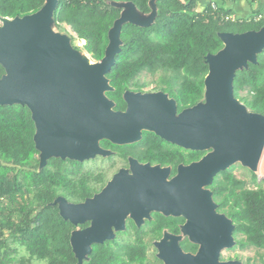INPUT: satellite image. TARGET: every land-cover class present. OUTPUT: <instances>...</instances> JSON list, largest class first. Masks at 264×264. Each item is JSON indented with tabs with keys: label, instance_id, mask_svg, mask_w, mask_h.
Listing matches in <instances>:
<instances>
[{
	"label": "water",
	"instance_id": "1",
	"mask_svg": "<svg viewBox=\"0 0 264 264\" xmlns=\"http://www.w3.org/2000/svg\"><path fill=\"white\" fill-rule=\"evenodd\" d=\"M155 1L149 2L148 15L130 2L110 3L121 12L108 31V44L98 61L74 49L67 35L55 31L53 13L58 0H44L39 11L21 18L0 16V67L4 72L0 106L29 110L39 170L51 158L81 163L105 157L110 152L99 147L100 141L128 145L138 142L143 131L183 149L209 151L198 163L179 166L178 175L168 182V169L130 160L132 175L120 170L100 194L84 203L56 198L52 205L64 221L75 227L90 223L71 233L75 264L87 260L92 245L112 241L113 229H124L128 213L139 226L150 211L172 217L183 213L189 219L185 233L201 245L198 254L190 256L183 255L175 243L173 250L162 246L164 240L156 243L164 264H241L219 262V252L234 245L233 227L215 214L211 193L203 188L236 163L253 174L257 171L264 148V117L234 98L233 81L237 71L257 64L264 50V27L242 34H218L222 48L205 57L204 95L196 105L177 113L175 102L162 93L126 91L125 110L115 111L106 97L113 91L106 75L120 52L121 28L127 23L151 26L157 12Z\"/></svg>",
	"mask_w": 264,
	"mask_h": 264
},
{
	"label": "trees",
	"instance_id": "2",
	"mask_svg": "<svg viewBox=\"0 0 264 264\" xmlns=\"http://www.w3.org/2000/svg\"><path fill=\"white\" fill-rule=\"evenodd\" d=\"M151 0H58L53 13L55 28L67 26L82 50L93 60L103 58L108 44L107 34L121 10L111 2L132 3L143 15L150 13ZM156 0L153 24L141 28L125 24L121 28V48L106 78L113 91L106 97L113 101L115 111H123L122 93L141 73L163 74L157 87L167 86L177 101V111L190 108L203 100L204 78L208 72L205 57L216 54L222 43L220 33L242 34L264 27L261 20L224 22L221 16L233 14L222 5L226 2L249 0H216L217 10L210 0ZM44 0H0V16L13 19L39 11ZM4 74L0 67V77ZM169 75V76H168ZM170 83L178 86L176 93ZM137 91L142 86L135 83ZM233 96L250 112L264 117V50L257 56V64L237 71L233 81ZM31 115L26 107L0 106V264H75L70 236L77 226L64 221L52 203L63 197L68 203L80 204L103 186L105 176L84 171L76 161L51 158L39 170L38 152ZM144 143V142H142ZM103 146L105 142L102 143ZM146 152L150 162L166 160L159 143L152 134H145ZM126 157L124 148L117 150ZM195 158L203 155L197 152ZM183 161V160H182ZM224 181L213 184L215 196L228 192L229 216L236 224V232L244 235L241 246L261 250L264 264V190L245 188L243 181L226 171ZM264 182V179L262 180ZM159 227H170L162 224ZM19 249L25 254L19 255ZM145 244L106 241L91 246V253L83 264H146Z\"/></svg>",
	"mask_w": 264,
	"mask_h": 264
},
{
	"label": "flooded vegetation",
	"instance_id": "3",
	"mask_svg": "<svg viewBox=\"0 0 264 264\" xmlns=\"http://www.w3.org/2000/svg\"><path fill=\"white\" fill-rule=\"evenodd\" d=\"M156 74H159V77L157 78V80H155V86L153 90L144 91V88L147 86V83L141 81L139 79L140 75H138L135 78V80L130 82L129 88L126 91L132 93H141V94L162 93L167 96L168 100H173L175 102L176 111H177V101L175 100L173 95H171L168 91L163 90L167 86L162 85L161 86L163 88L162 90L157 87L160 78L163 77V74L160 73H156ZM156 74L154 75L148 74V75L150 77H154ZM133 83L142 86L141 90L137 91L135 86L132 85ZM170 85H171L170 89L175 94L178 89V86L175 85L174 83H170ZM126 91H124L121 96L125 104V108H126V103L123 99V94ZM181 111L179 112L177 111V113H180ZM147 133L152 134L155 137L156 141H158L159 149L166 155L165 157L166 160L162 159L161 162H153V163L144 160L143 153L146 152L147 150V145L145 144V134ZM103 142H105L104 146L102 144ZM99 147L102 150L110 152V154L105 157L96 156L94 159H91L90 161L91 162L94 161V163L98 161L100 162V164L101 163L102 165L104 164L105 167L99 165V167L96 168L95 171L85 170V164L90 161L81 162L84 171H89L94 174H102L103 176H105L103 186H101L92 197L87 199H91L95 195L100 194L107 185V183L111 181L113 176L117 174L120 170H124L127 173V175H132V169L130 168V160H134L137 162L138 165H142V166L149 165L151 168L159 167L161 170L168 169V174L165 179L168 182L178 175L179 166L188 167L192 164L198 163L209 152V151H203L201 152L203 153L201 157L195 158L196 157L195 154L199 151L183 149L171 143L165 142L159 137H157L155 134L147 131L142 132L141 139L138 142L128 145H115L106 140H102L99 142ZM119 148H124L127 154L125 158H122V156L117 151ZM226 171H230V170L228 169ZM226 171L218 173L213 178L212 183L209 186L203 188L204 190H207L211 193V200L215 205V209H214L215 214L219 216H223L225 220H228L229 224L233 227V230L231 232V237L234 242V245L231 248H224L219 252V262L236 261L241 264H250V262L242 263L238 261L237 257L235 259H231V258H228L226 260L220 259V254L222 251H231L235 249L236 250L238 249V251H240V250H246V248H252V247L241 246V243L244 242L245 237L243 234L236 232V224L229 216L230 203L226 201L228 192L224 191L221 198L215 196L214 194L213 184L218 181H224L223 173ZM85 200L82 203H84ZM188 221L189 219L183 216V213L177 217H172V216H164L163 213L159 211H150L148 213V218L143 217L142 223L139 226H137L135 220L131 217V214L128 213L123 221L124 229L121 231H115L113 229L114 239L112 241H115L116 243H124V242L132 243L135 240L143 241L145 244L144 256H145L146 264H164V262L158 257L160 250L156 246V243H160L163 240H164V244H162V246H164L165 248H170L171 250H173V248L171 247H173L175 243L183 255L196 256L199 252L201 245L192 241L190 239V236L187 233H185L183 227ZM166 222L170 224V227H159L162 224H166ZM89 225H90L89 222H85L84 224L77 226L76 230H83L89 227ZM166 235L171 236L174 239H172L171 237H165Z\"/></svg>",
	"mask_w": 264,
	"mask_h": 264
},
{
	"label": "rangeland",
	"instance_id": "4",
	"mask_svg": "<svg viewBox=\"0 0 264 264\" xmlns=\"http://www.w3.org/2000/svg\"><path fill=\"white\" fill-rule=\"evenodd\" d=\"M56 32L59 34H65L70 39L71 46L76 49L77 51L83 53L86 55V53L82 50L83 45L85 44L84 41H78L75 38V34L72 33V31L67 27H61V28H54ZM93 61V60H92ZM159 77V74H156L154 77H150L146 73H142L139 76V79L145 83H147V86L144 88V91H151L153 90L155 86V80ZM90 161V160H88ZM100 166L105 167V165L100 162L96 161L88 162L85 164V170H91L95 171L96 168ZM230 173L238 180H241L245 183V188L248 189H255L256 184L264 190V182L262 180L264 179V148L260 156L259 164L257 167L256 173L254 175L256 176V184L252 183L251 180V174H253L250 170L247 168H244L240 165V163H236L233 166L229 168ZM261 250H256L255 248H246V250H231V251H222L220 254V259L226 260L228 258L235 259L238 258V261L242 263L250 262V264H261L260 263V254ZM25 254L23 249H19V255Z\"/></svg>",
	"mask_w": 264,
	"mask_h": 264
},
{
	"label": "crops",
	"instance_id": "5",
	"mask_svg": "<svg viewBox=\"0 0 264 264\" xmlns=\"http://www.w3.org/2000/svg\"><path fill=\"white\" fill-rule=\"evenodd\" d=\"M205 2H208L205 0ZM209 2H214L216 0H210ZM221 6V3L217 2ZM216 4V5H217ZM225 9H230L232 13L239 19L248 20L254 13L264 15V0H249L248 2H226L222 5Z\"/></svg>",
	"mask_w": 264,
	"mask_h": 264
},
{
	"label": "built area",
	"instance_id": "6",
	"mask_svg": "<svg viewBox=\"0 0 264 264\" xmlns=\"http://www.w3.org/2000/svg\"><path fill=\"white\" fill-rule=\"evenodd\" d=\"M210 6H211V9H212L213 11H216V10H217V5H216L214 2H212V3L210 4ZM262 17H263V15H261V14H257L256 16L253 17V21H259V20L262 19ZM221 19H222L224 22H236V21L240 20V19L237 18L234 14L223 15V16H221Z\"/></svg>",
	"mask_w": 264,
	"mask_h": 264
}]
</instances>
